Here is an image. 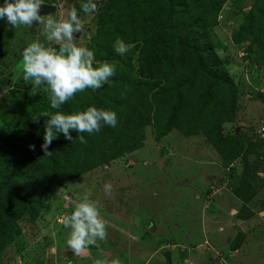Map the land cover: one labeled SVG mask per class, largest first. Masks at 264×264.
Wrapping results in <instances>:
<instances>
[{
  "label": "rangeland",
  "instance_id": "374dc122",
  "mask_svg": "<svg viewBox=\"0 0 264 264\" xmlns=\"http://www.w3.org/2000/svg\"><path fill=\"white\" fill-rule=\"evenodd\" d=\"M86 2L44 0V4L55 7L52 15L57 19L70 8L77 9L83 31L75 34V42L94 52V67L103 62L115 67V75L104 84L111 89L110 94L117 95L116 99L130 95L128 111L135 109L133 113L137 114L145 109L148 120L143 126L142 145L133 151L126 150L124 130L107 125L86 140L91 145L88 148L86 143L76 144V131L70 132L73 142L62 133L65 142H70L66 144V153L73 150L74 162L97 161L105 147L118 154L113 159L101 160L84 173L68 178L66 174L60 175L65 179L61 185L49 187L48 207L34 221L27 215L21 216L11 229L10 242L0 251V264H94L96 259L114 258H119L121 264H264V143L258 146V152L257 148L249 155L244 151L249 131L264 123V65L252 62L254 57L261 59V54L250 43L235 45L232 40L233 32L251 9L252 0H227L211 31L215 53L239 94L234 119L223 122L219 129L215 126L221 111L217 118L210 111L199 112L200 92L208 90L209 85L203 80L194 84L196 76L190 68L182 69L179 85L175 77L168 83L158 79L161 74L154 73L145 92L131 89L128 84L140 78L136 58L127 67L99 54L95 44L100 9L107 0H93L98 11L92 14L82 11L81 4ZM4 3L0 0L1 5ZM40 32L42 29L36 24L18 28L8 24L1 31V137L17 130L31 112L35 111L37 119L46 124L49 118L42 114L57 111L50 107L45 85L34 87L31 82H21L22 52L31 42L39 39L58 50V45L46 41ZM118 40L113 41L114 50ZM115 54L122 55L116 50ZM174 60L178 63L180 57L175 56ZM91 91L88 88L76 95L88 99ZM172 99L182 107L174 123L183 130L195 126L197 130L184 136L182 130L173 128L157 141L155 134L163 124L155 121L157 110H166ZM147 103L153 106L147 109ZM237 129L238 143L227 145L233 142L229 140L221 146L223 152L236 154L228 162L211 139L234 138ZM204 132H209V136ZM53 143L57 148V141ZM247 163L252 174H248L249 170L242 173ZM233 171L234 179L230 177ZM106 184L111 185L110 195L105 192ZM85 194L98 204L107 222L108 239L107 243L101 242L102 256L91 246L77 257L66 244L70 230L63 226V217L74 210L75 203Z\"/></svg>",
  "mask_w": 264,
  "mask_h": 264
},
{
  "label": "trees",
  "instance_id": "16d2710c",
  "mask_svg": "<svg viewBox=\"0 0 264 264\" xmlns=\"http://www.w3.org/2000/svg\"><path fill=\"white\" fill-rule=\"evenodd\" d=\"M226 1L107 0L100 9L97 22L98 40H95V44L100 50L98 53L105 54L110 61L118 60L127 67L131 65L135 57L140 78L138 77L128 86L131 89L136 88L138 92L142 89L145 92V87L150 86L149 78L154 73L161 74L158 79L162 78L168 83L175 77L179 85L182 69L190 68L196 76L193 80L194 84L199 85V82L203 80L208 81L209 85V89L205 92L199 89L202 109L199 106L200 111L199 109L198 111L201 114H204L206 110L210 111L209 113L215 117L221 111L220 117H216L218 122L215 128L219 129L223 122L234 119L239 95L215 53L211 35L212 29L217 24L219 12ZM0 6L3 5L0 4ZM241 22L233 32V43L235 45L250 43L249 45L255 47L261 54V59L254 57L252 62L264 65V0H252V7ZM7 25L6 18L0 19V34ZM115 39L122 40L130 46L126 53L119 56L115 54L112 47ZM175 56L180 57L178 63L174 60ZM110 92H112L111 89L103 85L91 91V98L75 95L57 111L76 114L90 106L111 110L117 115L116 127L126 133L125 137L121 135L125 139L124 142H127L126 150H136L142 145L143 126L146 123L145 120H148V115L145 114V109H141L142 113L137 110V114L133 113L135 109L128 111L130 95L126 99H116L114 97L117 95H112ZM131 94L134 95V93ZM171 101L166 110H157L155 121L157 124L163 123L158 134H155L157 141L173 128L182 130L184 136L193 135L197 130V126L183 130L179 124L174 123L176 119H179L178 113L182 107L176 105L174 99ZM152 106L149 104L147 109ZM162 107L164 108L163 105ZM104 126L106 125H102L103 128ZM44 135L45 124L41 119H37L34 111L24 117L17 130H13L5 137L0 136V251L10 242L8 239L11 238V229L21 216L27 215L34 221L39 212L48 207L49 187L54 184L61 185L63 179L84 173L101 160L113 159L118 154L105 147L100 150L97 161L88 159L85 164L74 162L71 160L73 150L70 149L66 153V144L73 142L74 139L66 143L62 133H58L54 139L57 141L55 143L57 148H54V143L51 144L48 151L52 155L45 156L41 147L44 143ZM78 135L79 133L74 134L76 144H83L77 139ZM81 135L85 137V140H89L93 134L81 133ZM239 137L240 132H235L234 138L211 139V144L217 148L224 160L229 162L236 154L226 150V153L223 152L221 146L223 147L224 142L229 140L233 142L227 145L237 144ZM247 139V145L244 147L246 155L256 151L255 148L258 152V146L264 143L261 140L252 142L249 136ZM30 145H35V150H31ZM88 147L91 145L88 144L86 148ZM245 171L248 174L253 173L250 172L248 163L242 167V173L245 174ZM235 173L233 171L230 174L232 179L235 178ZM63 174H66L65 178L60 177Z\"/></svg>",
  "mask_w": 264,
  "mask_h": 264
},
{
  "label": "clouds",
  "instance_id": "9594fccd",
  "mask_svg": "<svg viewBox=\"0 0 264 264\" xmlns=\"http://www.w3.org/2000/svg\"><path fill=\"white\" fill-rule=\"evenodd\" d=\"M43 4L44 0H5L4 5L0 6V19L6 18L7 23L14 28L22 25L32 27L36 24L38 29H42L40 35L46 41L58 45L57 50L39 39L31 42L22 52L19 70L26 83L31 82L34 87L45 85L50 107L60 109L77 93L88 88H101L115 75V67L108 62L94 67V52L77 45L75 34L83 31V22L75 7L57 19L52 14H42ZM81 9L85 14H92L98 11V6L93 0H87L81 4ZM128 47L122 40H118L115 50L124 54ZM42 116L49 118L45 124L44 143L41 146L45 156L52 155L48 149L58 133H63L66 139L72 140L70 132L74 130L79 133L77 139L80 143H86L81 133H98L102 125L116 127L118 122L115 112L95 106L76 114L56 111L55 114L44 112ZM30 149L35 150V145H30ZM105 192L111 194L110 184L105 185ZM62 222L70 230L66 244L75 256L84 255L91 246L96 247L101 256L104 254L101 242L107 243V222L89 194L75 203L74 210L64 216ZM94 264H121V260L96 259Z\"/></svg>",
  "mask_w": 264,
  "mask_h": 264
},
{
  "label": "built area",
  "instance_id": "2783aa9c",
  "mask_svg": "<svg viewBox=\"0 0 264 264\" xmlns=\"http://www.w3.org/2000/svg\"><path fill=\"white\" fill-rule=\"evenodd\" d=\"M249 139L252 142L264 141V123H262L258 128L251 129L248 133ZM233 167V164L230 165Z\"/></svg>",
  "mask_w": 264,
  "mask_h": 264
},
{
  "label": "water",
  "instance_id": "95a60500",
  "mask_svg": "<svg viewBox=\"0 0 264 264\" xmlns=\"http://www.w3.org/2000/svg\"><path fill=\"white\" fill-rule=\"evenodd\" d=\"M55 12V7L52 5L43 4L42 6V14H53ZM239 132V129L236 130V133ZM160 167L162 166V161H159L158 164Z\"/></svg>",
  "mask_w": 264,
  "mask_h": 264
}]
</instances>
